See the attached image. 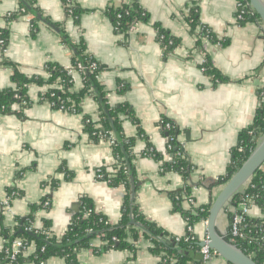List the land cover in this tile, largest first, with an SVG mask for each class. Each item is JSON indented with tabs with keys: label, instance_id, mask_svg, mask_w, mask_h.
<instances>
[{
	"label": "crops",
	"instance_id": "0c3cea01",
	"mask_svg": "<svg viewBox=\"0 0 264 264\" xmlns=\"http://www.w3.org/2000/svg\"><path fill=\"white\" fill-rule=\"evenodd\" d=\"M31 1L25 12L20 10V0H0V36L5 30L9 33L8 42L0 43V90L14 87L15 68L27 76L44 78L49 63L70 68L75 52L68 41L84 44L87 53L104 66L98 79L107 91L109 104H129L158 151L164 152L169 144L160 126L163 119H169L178 126V140L195 165L194 183L227 174L242 131L254 122L260 105L259 90L264 89V23L258 20L239 25V0H72L75 7L83 10L78 20L67 12L63 0ZM134 4L146 10L149 19L136 22L127 34L117 33L108 9L112 5ZM193 8L203 24L228 42L226 45L206 43L199 27L192 29L188 17ZM18 11L17 18L10 19ZM62 28L68 37L65 40ZM159 28L177 40L172 51L167 52L162 45ZM199 40L203 41L201 45ZM207 57L219 77L202 69ZM6 60L12 63H4ZM83 86L84 75L74 72L72 92H80ZM47 89V85L29 86L31 105L24 110V117L0 113V230L1 218L5 226L13 228L18 218L33 215L34 227L41 228L44 220L50 219L52 232L62 235L86 199L92 201L97 212L117 224L122 218L127 188L97 178V169L114 165V152L109 140L96 141L84 125L85 116L98 120L97 100L86 94L79 102L81 113L63 111L42 100ZM122 118L125 134L136 136L137 124ZM145 146L144 140H138L136 152ZM134 164L138 185L135 189L133 186L132 194L136 192L140 213L177 240L185 237L188 222L174 210L170 196L184 188L183 177L175 172L163 173L162 164L152 157L139 155ZM62 167L74 177L69 179L60 171ZM53 179L59 181L55 189ZM223 185L193 186V203L184 201L183 207L188 210L191 204H211ZM11 188L18 195L7 205ZM46 198L48 207L32 209ZM251 218L264 220V204L252 208ZM229 224L230 217L224 210L217 226L225 236ZM205 227L201 221L193 228L198 238L206 235ZM130 241L133 249L105 250L101 248L102 241L95 238L91 248L79 253L78 262L165 264L163 252H152L154 242L149 237H130ZM2 242L0 237V246ZM44 264L68 263L63 257L53 256ZM212 264L230 263L218 258Z\"/></svg>",
	"mask_w": 264,
	"mask_h": 264
},
{
	"label": "trees",
	"instance_id": "16d2710c",
	"mask_svg": "<svg viewBox=\"0 0 264 264\" xmlns=\"http://www.w3.org/2000/svg\"><path fill=\"white\" fill-rule=\"evenodd\" d=\"M63 1L64 3L67 2V0ZM20 2L22 6L20 10L25 12L28 11V8L33 3L31 0H20ZM239 2L245 6L241 17L238 18L240 12L237 14L239 25L261 20L260 16L251 7L249 0H239ZM35 11L39 12L36 9ZM82 11V9L75 6L72 8V15L76 20L79 19ZM67 12L69 13L68 8ZM19 13V11L13 13L10 19L17 18ZM198 13L197 9L193 8L188 17V22L192 29L195 30L197 26H200V36L202 39L205 38L212 44L226 45L228 42L222 41L209 26L200 21ZM108 14L117 33L122 34H127L136 22L147 21L149 19L148 12L138 4L119 7L112 5L108 9ZM34 28L36 29V25H34ZM159 33L162 36L160 39L162 45L166 48L167 52L172 51L176 46L177 40L161 28H159ZM8 35L9 33L5 30L2 32L0 38L4 39L7 43ZM61 36L64 40L68 38L63 28ZM170 41H174V44H170ZM202 42V40H199L198 43L201 45ZM68 43L73 47L75 52V57L72 60L70 68L49 63L45 69L48 74L47 78L40 75L30 77L18 68L14 69L12 74V81L15 84L14 87L0 90V113H14L20 117H24V110L31 105L28 88L32 84L40 86L47 85L48 89L41 95L42 100L49 102L55 109L68 112L81 113L82 109L79 106V102L82 96L86 94L92 95L99 104L100 115L98 120L85 116L84 125L86 131L96 141L100 139L111 141L115 163L111 167L101 168L103 174L102 179L112 186H118L120 184L126 186L127 195L122 218L117 224L111 223L104 214L95 210L92 201L89 199L82 202L80 213L74 218L62 235H57L52 232V221L50 219L44 220L41 228H36L33 226L34 219L33 215H31L22 220L18 218L16 225L10 228L4 225L1 218L0 237L3 242L0 246V264H44L53 256L65 258L68 264H79V253L84 249L91 248V242L95 238H99L102 241V249L125 250L133 249L130 237L138 240L141 235L153 240L154 247L152 248V252L156 255H160L163 252L162 257L165 263H169L172 258H175V264H188L193 260L195 264H203L200 253V241L195 234H191L195 236L194 240L186 241L185 237L177 240L176 237L170 235L157 223L143 216L135 202L132 204V189L138 181L134 160L139 155L141 157H152L162 164L161 168L163 173H178L185 181V186L182 190L170 194L174 210L181 212L185 216L188 225L193 228L197 223L208 219L211 204L199 206L191 204L188 210L183 207L184 201L192 199L190 191L193 188L191 181L195 165L183 150L182 144L178 140V126L172 120L163 119L160 126L164 134L168 137L169 144L164 152L158 151L150 142L133 108L129 104L116 106L109 104L107 91L98 79V75L104 69V66L87 53L84 44H76L72 41H68ZM205 60L206 62L202 64L205 72L209 75L219 77V73L210 62V59L207 57ZM5 62L7 64L12 63L7 60ZM93 63H96L97 68L91 72L90 66ZM78 64H82L85 67V71L83 72L84 86L80 92L74 93L70 90L73 86V74L69 70L77 69ZM59 79L64 80L65 88L56 86L60 83ZM217 79L219 82L222 81L221 78ZM259 98L260 105L257 109L254 122L250 127L242 131L239 144L233 150L232 163L227 174L217 180H205L204 183H206L208 188H212L217 184H225L256 149L261 138L264 137L263 88L259 90ZM123 116L133 120L137 124L138 133L136 136L129 137L125 134ZM167 124L170 127H167ZM138 140H144L146 142L145 148L140 152H136L135 150ZM60 171L64 172L69 179L74 177V174L65 167L60 168ZM132 179H134V182ZM51 184L52 188L55 189L59 186V181L53 179ZM246 193L254 196L257 205L264 204V172L262 169L253 176L251 185ZM17 195L18 192L16 189H8V202ZM240 196L241 193L236 194L232 203H236ZM46 201H49V198L44 199L39 206L33 205L32 209L35 211L43 208ZM132 220L136 224H132ZM244 232L246 238L235 242L236 245L244 250L246 254L252 256L259 264H264V220L248 219ZM226 238L232 242L229 234ZM17 239H22L24 246L19 249L13 259L11 257L13 252L12 247ZM32 244H34V249L31 253H28L26 248Z\"/></svg>",
	"mask_w": 264,
	"mask_h": 264
},
{
	"label": "water",
	"instance_id": "95a60500",
	"mask_svg": "<svg viewBox=\"0 0 264 264\" xmlns=\"http://www.w3.org/2000/svg\"><path fill=\"white\" fill-rule=\"evenodd\" d=\"M253 10L260 16L264 23V0H249ZM53 26V24H51ZM183 150L184 147H183ZM264 165V137L259 141L256 149L250 154L247 160L237 169L232 177L223 185L222 190L211 203L209 217L205 227V233L208 235L210 242L209 246L216 250L228 263L230 264H259L252 256L246 254L244 250L238 247L235 243L227 240L226 236L222 234L217 226V220L221 213L225 210L228 203H230L236 194L245 187L253 178V176L262 169ZM212 180V178H208ZM134 182V179H132ZM208 181V180H207ZM193 186L201 185L208 188L206 183L197 184L191 181ZM138 185V184H137ZM137 185H134V189ZM134 191L132 194V204L135 202ZM132 224H136L132 220ZM141 227L140 225H138ZM201 247L205 245L200 242Z\"/></svg>",
	"mask_w": 264,
	"mask_h": 264
},
{
	"label": "built area",
	"instance_id": "2783aa9c",
	"mask_svg": "<svg viewBox=\"0 0 264 264\" xmlns=\"http://www.w3.org/2000/svg\"><path fill=\"white\" fill-rule=\"evenodd\" d=\"M66 7L68 8L69 14H72V8L74 7L72 0H67V2L65 3ZM245 8V6L239 2V12L240 14L238 15V18L241 17V13L243 12V9ZM238 12V13H239ZM199 27V30L201 32V27ZM206 40V39H205ZM0 43L3 45L5 44V40L4 39H0ZM172 43V42H171ZM207 43V40H206ZM206 62V60L204 59L202 61V64H204ZM97 68L96 63H93L90 66V71L93 72L95 69ZM205 71V68H202ZM70 73H74L76 71L81 72L83 74V72L85 71V67L82 64H78L77 69H70L69 70ZM60 83L57 84L56 86H59L60 88H65V83L63 79H59ZM72 91V88L70 89ZM167 127H170L169 124H167ZM111 142V141H110ZM97 174V178L103 180V174L101 171V168L97 169L96 171ZM251 185V181L245 186L243 187V189L240 191L241 196L239 198V200L236 203H232V201L230 203H228V205L225 208V212L229 215L230 217V224H229V230L227 232V235L229 234L231 236L232 242L235 243L240 239H244L246 238L244 229L246 228V223L248 221V219L251 218V210L254 206H256V201L254 199V196H252L251 194L246 193V191L248 190L249 186ZM190 202L193 203V200L190 199ZM8 201H6L5 204L8 205ZM50 203L49 202H45L44 206H49ZM205 224H207V220L204 221ZM191 234H195L194 233V229L192 226L188 225L187 231H186V235H185V240L186 241H190V240H194L195 236H192ZM198 238V237H197ZM200 242H204L205 245L201 247L200 249V253L202 255V260H203V264H212V262L215 259H224L216 250H213L212 248H210L209 246V242L210 239L208 237V235H205L202 239L198 238ZM236 244V243H235ZM23 240L22 239H17L12 247V254L11 257L14 259L16 253L19 251V249L21 247H23ZM27 247V246H26ZM25 247V248H26ZM31 249H34V244L28 246L26 248L27 252L29 253L31 251ZM225 260V259H224ZM176 259L172 258L170 260L169 263H165V264H175Z\"/></svg>",
	"mask_w": 264,
	"mask_h": 264
}]
</instances>
